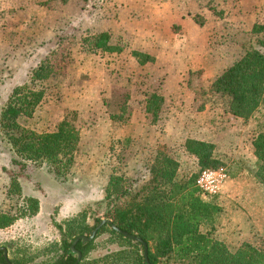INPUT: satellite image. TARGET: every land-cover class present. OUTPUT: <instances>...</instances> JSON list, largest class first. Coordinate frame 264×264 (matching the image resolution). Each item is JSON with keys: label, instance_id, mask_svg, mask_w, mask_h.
I'll list each match as a JSON object with an SVG mask.
<instances>
[{"label": "rangeland", "instance_id": "rangeland-1", "mask_svg": "<svg viewBox=\"0 0 264 264\" xmlns=\"http://www.w3.org/2000/svg\"><path fill=\"white\" fill-rule=\"evenodd\" d=\"M254 24H264V0H0V113L12 90L47 62L54 74L28 123L51 132L66 111H76L83 149L60 182L47 163L15 165L14 158L22 159L0 129V213L18 217L0 229L8 261L53 264L63 253L62 229L67 234L70 225L109 220L110 176L139 190L159 150L178 162V180L199 174L198 162L184 148L194 133L213 142L222 164L216 170L227 175L218 194L200 193L221 209L202 232L231 251L244 242L262 246L264 186L255 177L252 141L264 132V106L243 121L230 114L228 98L210 91L212 80L242 58L247 46L259 49L264 35H252ZM101 32L122 52L91 49L87 42ZM134 51L153 61L139 64ZM113 89L129 94L131 124L107 116L104 101ZM147 94L163 99L156 123L143 116ZM29 198L37 201L38 212L19 218L22 209L29 210ZM108 236L101 234L85 252L88 260L115 247Z\"/></svg>", "mask_w": 264, "mask_h": 264}, {"label": "trees", "instance_id": "trees-1", "mask_svg": "<svg viewBox=\"0 0 264 264\" xmlns=\"http://www.w3.org/2000/svg\"><path fill=\"white\" fill-rule=\"evenodd\" d=\"M66 2L67 0H62ZM254 36L264 35V24H254ZM110 35L101 32L87 42L90 48L100 52L121 53L122 48L110 44ZM259 49L247 46L238 61L221 72L211 83L210 91L229 99V112L233 117L246 121L264 106V38L258 40ZM139 64L153 61L149 55L132 52ZM118 60L117 58L115 59ZM52 67L41 62L30 75L29 84L14 88L0 114V129L15 155L13 163L25 167L24 161L47 163L52 174L63 182L76 167L82 153L80 130L77 128L76 111H66L51 132L28 121L33 119L46 95V84L53 76ZM129 94L113 89L104 101L109 119L114 123H131L133 109ZM163 99L147 94L144 115L151 123L159 119ZM185 151L198 162V173L216 170L222 164L214 157V145L209 142L187 139ZM256 158L255 177L264 186V132L252 141ZM179 164L164 151L159 150L149 168V180L139 190L125 187L120 176H110L106 189L109 221L102 226L93 241L82 245L80 240L74 249L81 253L77 264H264L262 246L244 242L235 251L202 232L201 226L220 213L221 209L201 199L196 185L198 175L178 180ZM15 181H12V183ZM29 207L22 209L19 218L32 217L38 212L37 201L25 200ZM18 217L0 213V229L10 226ZM76 220L75 222H77ZM100 220L95 221L99 223ZM95 226L70 225L62 235V254L53 264H75L77 254L71 252L73 241L90 233ZM111 226L141 239L132 241L115 232ZM75 232V233H74ZM107 233V242L115 246L106 254L87 259L85 252L97 238ZM66 234V235H65ZM67 235L71 237L69 241ZM143 244L147 247V263L143 256ZM9 262H12L10 260ZM0 264H6L0 250Z\"/></svg>", "mask_w": 264, "mask_h": 264}, {"label": "water", "instance_id": "water-1", "mask_svg": "<svg viewBox=\"0 0 264 264\" xmlns=\"http://www.w3.org/2000/svg\"><path fill=\"white\" fill-rule=\"evenodd\" d=\"M106 224H108V225H112V222L109 221V220H101V221L95 226V229H93V230L91 231V233H90L89 236H79L78 238H76V239L73 241V243H72V245H71V252H72L73 254H77V261H76L75 264H77V263L80 261V259H81V254H80L78 251H76V250L74 249V246L77 244V242L80 240V242L82 243V245H85V244H87V243L93 241L94 238H95V236H96V234H97V232H98L100 229H102V228H101L102 226H104V225H106ZM111 227H112V229H113L115 232L120 233L123 237H125V238H127V239H130V240H132V241H136V242L142 243V241H141L140 238H138V237H136V236H133V235H129V234L125 233V232H121L120 229H118V228L115 227V226H111ZM0 250L3 252V256H4V260H5L6 264H10V262H9L8 259H7L6 249H4V248H0ZM143 256H144V259H145V261H146V263H147V247H146V245H144V244H143ZM147 264H148V263H147Z\"/></svg>", "mask_w": 264, "mask_h": 264}, {"label": "built area", "instance_id": "built-area-1", "mask_svg": "<svg viewBox=\"0 0 264 264\" xmlns=\"http://www.w3.org/2000/svg\"><path fill=\"white\" fill-rule=\"evenodd\" d=\"M226 179L227 175L223 170H202L196 180V185L202 193L216 195Z\"/></svg>", "mask_w": 264, "mask_h": 264}, {"label": "crops", "instance_id": "crops-1", "mask_svg": "<svg viewBox=\"0 0 264 264\" xmlns=\"http://www.w3.org/2000/svg\"><path fill=\"white\" fill-rule=\"evenodd\" d=\"M41 44V43H40ZM183 44V42L182 41H179V45H182ZM37 67V66H36ZM28 73H29V71H28ZM219 75V74H218ZM216 78V77H215ZM214 78V79H215ZM213 81V80H212ZM29 82H30V77L28 76L27 77V79L22 83V85H24V84H29ZM2 112V111H1ZM144 113V112H143ZM1 114V113H0ZM144 116V118H145V115H143ZM235 118V117H234ZM146 119V118H145ZM238 119V118H237ZM135 120V112L133 111V116H132V120H131V123L133 122ZM130 123V124H131ZM210 125L212 124V122L210 121V122H208ZM202 130V129H201ZM199 134V133H198ZM187 139H195V140H198V141H203V142H209V143H211V144H213V142L212 141H209L208 139H206V138H204L202 135H198V136H196V134L194 133V134H191V136L190 137H186L185 139H184V142L187 140Z\"/></svg>", "mask_w": 264, "mask_h": 264}]
</instances>
